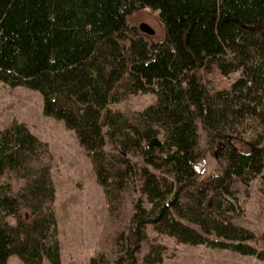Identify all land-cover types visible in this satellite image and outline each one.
<instances>
[{
    "label": "trees",
    "instance_id": "trees-1",
    "mask_svg": "<svg viewBox=\"0 0 264 264\" xmlns=\"http://www.w3.org/2000/svg\"><path fill=\"white\" fill-rule=\"evenodd\" d=\"M158 12L163 38L127 22ZM237 73L208 93L200 71ZM0 83L37 91L45 116L71 131L108 201L132 187L135 200L118 258L88 264H160L165 247L146 227L177 243L203 245L264 262L235 178L264 186V0H0ZM153 94L142 110L110 104ZM199 129L218 147L219 174L197 180ZM161 137L160 146L149 145ZM106 144L111 150H106ZM52 155L18 120L0 128V264H61ZM8 176L21 181L13 191Z\"/></svg>",
    "mask_w": 264,
    "mask_h": 264
},
{
    "label": "rangeland",
    "instance_id": "rangeland-1",
    "mask_svg": "<svg viewBox=\"0 0 264 264\" xmlns=\"http://www.w3.org/2000/svg\"><path fill=\"white\" fill-rule=\"evenodd\" d=\"M127 22L136 30H139L141 24L148 26L152 33L147 34V37L151 40L163 38L157 11H133L127 17ZM199 73L208 93L228 90L238 76L237 73L223 76L214 66ZM155 100L153 94L139 93L129 96L125 101L110 104L109 107L132 112L144 109ZM12 120L24 123L34 135L49 145L61 264H88L89 259L99 253L115 261L120 256L115 241L122 232H126L135 200L143 196L130 187L118 199L108 201L96 181L90 159L78 145L73 133L65 129L61 121L43 114L41 95L26 87H10L0 83V128L7 126ZM199 135L196 169L197 180L200 181L208 175L219 174L223 163L218 156L220 149L207 143L202 129H199ZM158 138L161 141L162 138ZM106 150H111L109 144H106ZM4 181L12 184L13 191L21 185V181L8 176L4 177ZM233 186L238 190L244 208V214L235 219V222L254 232L257 237L254 245L264 248V186L259 178L248 183L235 178ZM146 234L147 241L141 244L136 257L138 262L150 244L160 243L165 247L160 264H264L252 256L228 250L177 243L172 237L158 235L149 225L146 227ZM8 264L23 263L17 256L12 255ZM123 264L132 263L127 260Z\"/></svg>",
    "mask_w": 264,
    "mask_h": 264
},
{
    "label": "water",
    "instance_id": "water-1",
    "mask_svg": "<svg viewBox=\"0 0 264 264\" xmlns=\"http://www.w3.org/2000/svg\"><path fill=\"white\" fill-rule=\"evenodd\" d=\"M139 29L142 32H144L145 34H151L152 33L151 29L148 26H146L145 24H141ZM149 145H151V146H160L161 145V141L159 140L158 137H156V138H153L150 141Z\"/></svg>",
    "mask_w": 264,
    "mask_h": 264
}]
</instances>
